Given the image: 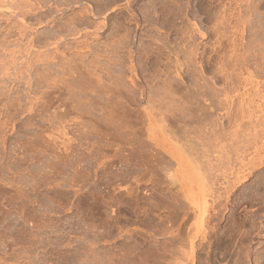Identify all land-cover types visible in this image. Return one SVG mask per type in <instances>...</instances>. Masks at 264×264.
<instances>
[{
    "label": "rangeland",
    "instance_id": "rangeland-1",
    "mask_svg": "<svg viewBox=\"0 0 264 264\" xmlns=\"http://www.w3.org/2000/svg\"><path fill=\"white\" fill-rule=\"evenodd\" d=\"M262 109L264 0H0V264H264Z\"/></svg>",
    "mask_w": 264,
    "mask_h": 264
},
{
    "label": "bare ground",
    "instance_id": "bare-ground-1",
    "mask_svg": "<svg viewBox=\"0 0 264 264\" xmlns=\"http://www.w3.org/2000/svg\"><path fill=\"white\" fill-rule=\"evenodd\" d=\"M256 92V95L259 93L258 91H255ZM251 103V104H250ZM249 103V109H251V114H252V112H253V115H254V113H255V115H257L256 114V110H258V108H259V110L258 111H260V107H258V106H256V105H254V99H252L251 100V102ZM253 103V104H252ZM263 106V105H262ZM263 110V109H262ZM258 113V112H257ZM260 113V112H259ZM259 113H258V115H259ZM262 113H263V115H261V120L262 119H264V110L262 111ZM171 116H173V114L171 115ZM175 117H173V119H174ZM178 118V117H177ZM177 120V119H176ZM259 120V119H258ZM173 121V120H172ZM191 122H193V121H191ZM177 124V123H176ZM179 124V123H178ZM178 127V126H177ZM182 129V128H181ZM184 129V128H183ZM178 131V130H177ZM177 135V134H176ZM179 135V134H178ZM185 138H187V137H185ZM207 157V156H206Z\"/></svg>",
    "mask_w": 264,
    "mask_h": 264
}]
</instances>
